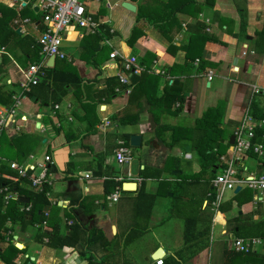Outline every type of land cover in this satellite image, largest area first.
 <instances>
[{
	"label": "crops",
	"instance_id": "0c3cea01",
	"mask_svg": "<svg viewBox=\"0 0 264 264\" xmlns=\"http://www.w3.org/2000/svg\"><path fill=\"white\" fill-rule=\"evenodd\" d=\"M46 1L0 0V111H12L1 134L7 139L21 137L16 145L17 158L2 154V164H23L29 157L41 160L44 154H50L48 182L41 189L48 203L46 220L27 223L23 228L17 222H4L12 235L11 243L23 250L20 261L27 258L33 264H86L73 243L59 241L66 238L67 227L79 223L86 229H98L102 236V241L86 248L85 255L92 254L91 262L155 264L152 255L161 248L162 255L157 257L162 259L161 264H225V252L233 250L230 238L239 237L238 226L261 222L264 213L261 203H253L251 198L237 204L233 190L220 202H229V207L221 210L212 206L209 184L219 166L200 170L199 158L189 144L190 129L195 118L218 101L223 103L219 126L228 145L229 136L251 102L264 118V37L255 34L263 23L264 0H192L183 7L180 3L184 0H84L93 31L68 30L60 47L64 57H54L48 66L45 62L49 56L41 52V47L37 62L30 57L32 42H37L43 28L41 13ZM123 1L134 5V11L122 7ZM138 9L142 16L136 20ZM243 9L245 26L240 32L239 11ZM166 15L172 17L169 20L173 24L163 35L152 24L166 23ZM194 22L203 24L205 32L223 44L205 42L201 46L198 57L204 64L200 72L177 75L179 68L172 67L177 74H167L168 67L183 63L187 27ZM98 24L108 27L110 39L87 42L83 37L93 33ZM134 25L141 33L127 45L124 39ZM104 43L108 48L101 47ZM111 50L134 55L140 71L148 67L149 72L157 74L156 80L152 78L156 95L172 79L179 80L176 88L183 91V101L173 116L185 120L161 121L178 126L184 138L169 145L157 142L154 123L143 104L144 94L118 81L120 73L128 75L109 58ZM142 58L150 62L144 63ZM31 64H40L37 82L22 87L23 72ZM195 65L194 61L192 68ZM206 70L213 72L210 80L205 77ZM57 72L59 76L53 80ZM110 77L117 79L107 82ZM9 91L12 94L6 97ZM137 111L134 123H119L120 116ZM125 133L138 134L140 144L130 149L127 138L129 161L119 165L113 154ZM169 137L166 131L167 143ZM193 163L199 168L187 169ZM241 163L245 170L240 171L242 176L254 171L264 173V154L260 160L246 155ZM126 172L131 180L125 179ZM84 173H90V180L81 177ZM110 178L119 182L116 202L105 198L104 181ZM132 180L136 183L134 190L121 189L122 182ZM26 182L20 184L24 190L41 191L29 188ZM139 186L141 195L137 194ZM13 191L11 200L28 198ZM20 202L26 204L23 210L27 211L30 199ZM5 204L2 202V209ZM51 229L58 239L48 244L43 231L51 233ZM83 237L74 232L67 240ZM253 252L263 254L264 245ZM0 264L5 263L0 260Z\"/></svg>",
	"mask_w": 264,
	"mask_h": 264
},
{
	"label": "trees",
	"instance_id": "16d2710c",
	"mask_svg": "<svg viewBox=\"0 0 264 264\" xmlns=\"http://www.w3.org/2000/svg\"><path fill=\"white\" fill-rule=\"evenodd\" d=\"M192 0H184L182 3H180V6H187L191 3ZM179 6V7H180ZM182 6V7H183ZM142 14L139 12V9L136 11V20H139L141 18ZM164 18H159L158 20H161ZM172 17L170 18V15H166V23H154L152 24L155 27H158L161 29V32L163 35H165L166 28L168 29L169 25L173 24ZM192 27H187V36L185 39V45L182 46V50L184 51V61L179 66H170L165 71L167 74L170 75H176L175 69L173 68H179V72L177 75H188L191 72H200L203 69V62L200 61L199 51L201 46L205 42H211L216 44H223L215 35L209 34L205 32V27L203 24L194 22ZM245 26V13L244 9L239 11V25L238 29L240 32L244 30ZM44 27L42 28V30ZM141 33V30L137 28V26H133L130 29L129 35L124 39V43L127 45H131L134 41V39L139 36ZM256 37L263 38L264 37V14H263V23L259 30L256 31ZM88 39L87 42L90 40H96V39H110V34L108 33V27L102 24H98L95 31L93 33H87L83 38ZM198 47L197 50H194V47ZM102 48L107 47V43H104V45L101 46ZM32 50V55H30L31 59L34 60V62H37L40 58L38 55L40 51V45L38 42H32V47L30 48ZM100 50H102L100 48ZM90 53H94L92 49H90ZM146 56V55H145ZM144 56V57H145ZM154 56H151L153 58ZM144 59V61H143ZM197 59V61H195ZM142 61L144 63L150 62V59L142 58ZM196 62V65L194 68L193 63ZM203 63V64H202ZM173 67V68H172ZM147 68H143L142 71H140L138 74L133 73H127L128 77H126L128 83L127 86H131L141 91L144 94V101L143 104H145L146 111L150 114L152 122L154 123L153 127V134L155 135V139L158 143H163L165 145L169 144H175L177 143L181 137L184 138V131L179 130L178 126L171 125L168 123H164L161 121V116L164 112H168L169 114H177L181 102L183 101V91H180L176 88V84H179V80L177 78L172 79V83L168 86H165L163 88V91L160 95L155 94V90H153V87L155 86V81L153 79H157L158 75L154 74L153 72H149ZM55 72L57 71L54 69ZM59 72L55 74L53 80L57 78L59 75ZM46 75H49L46 74ZM116 78L110 77L106 81L107 82H113ZM44 79H42L43 81ZM77 85L79 86L80 80L76 79ZM149 83L151 84L150 87H148ZM114 83L112 86L114 87ZM113 87H111V90H113ZM112 93V92H109ZM12 91L6 92V97L11 96ZM1 99V98H0ZM1 101V100H0ZM177 103V104H175ZM137 112H135L134 115L131 116H120L118 118L119 123H134L137 118ZM248 113L249 115L257 120L263 118V114L261 113L260 109L255 106L254 102H251L248 105ZM222 117H223V103L221 101H218L214 106L206 108L202 113L195 118L194 124L191 127V136L189 137L190 141V148L193 149L198 158H199V166L200 170L208 171V169L212 168L214 165L221 166L220 162V155L225 153L226 148L228 146L227 142H224L225 136L223 134L222 128H220V124L222 123ZM169 131V142L167 143L164 140L165 132ZM253 135L254 140L261 142L264 146V127L263 126H254L253 128ZM2 136V134H1ZM122 143L127 146V138L128 134H123L121 136ZM14 138L7 139L8 142H12ZM131 149V147H129ZM250 154V152H249ZM0 155L1 148H0ZM0 170L3 172H6L7 170L3 166V164L0 166ZM215 175V173H214ZM213 175V176H214ZM209 176H212L209 171ZM212 176V178H213ZM211 178V179H212ZM25 178L19 179L17 181L11 180L8 177L0 176V184H4L8 187L9 190H16L19 194L23 193L25 196H27L30 199V206L27 211L23 210V207L26 205L25 203H22L17 199L8 201L7 204L4 205L2 209V200L0 196V260L3 261L5 264H33L29 259L23 258L20 261V256L23 253L22 249H18L16 246H14L10 239L11 234L8 233L9 228L6 227V224H4L5 221H9L11 223L17 222L20 224V227L23 228L25 224L31 223V222H38L41 223L42 221L46 220L44 213L45 210L48 208V203L44 197L43 191L39 192H28L24 190L20 184L22 181H25ZM105 187L104 192L106 194L112 192L115 187L118 186L119 182L114 181L112 178L105 180ZM210 185V184H209ZM175 189H170L171 192H173ZM209 190V189H208ZM246 187H243L241 190L237 191L232 195V198L236 201L237 204H240L243 202L242 200L246 201L251 198V193L248 191ZM174 193V192H173ZM138 195L143 194V189L141 186H139ZM210 199H213V194L210 192L209 195ZM230 201V200H228ZM241 205V204H240ZM21 207V208H20ZM229 207V202L220 203L218 205V209L224 210L225 208ZM264 224V220L258 223H253L251 226H245V227H239L236 231V235L239 237H260L264 239V229H261V227ZM68 228L67 234L64 236L66 237L64 240H59L60 242H63L64 245H68L69 243H73V247H77V251L79 256L83 257L87 260L86 264H106L104 261L100 262H91L90 258L92 257V254L89 253L87 256L88 251H86V248L89 250L91 246L98 242L102 241L101 233L96 228H90L86 229L82 227L79 223H73ZM245 228V229H244ZM74 232H80L84 235L83 239L76 238L73 241L67 240V238H70L74 235ZM43 234H45L48 237V244H51V241H54L58 239L57 232L53 231L51 229V233L43 231ZM129 237V236H128ZM130 239V238H129ZM127 240V239H126ZM62 245V244H61ZM75 245V246H74ZM20 246V245H19ZM225 264H264V253L259 254L255 253L253 251L248 252H236L233 250H228L225 252ZM105 260V259H101ZM20 261V262H19Z\"/></svg>",
	"mask_w": 264,
	"mask_h": 264
},
{
	"label": "built area",
	"instance_id": "2783aa9c",
	"mask_svg": "<svg viewBox=\"0 0 264 264\" xmlns=\"http://www.w3.org/2000/svg\"><path fill=\"white\" fill-rule=\"evenodd\" d=\"M84 0H47L42 13L41 22L44 29L41 31L37 42L41 47V52L45 56L53 55L54 57L62 58L64 54L60 49L62 40L67 36V31L75 28H83L85 32H91L94 28V23L85 13ZM1 51V47H0ZM109 58L119 64L122 72L139 73L140 66L134 55H125L111 50L108 54ZM197 61V59L195 60ZM40 64H31L23 72L24 81L22 87L28 83L34 84L37 82V75ZM213 76L211 70H206L205 77L210 80ZM118 81L127 84L128 81L123 74L118 75ZM127 91V90H126ZM12 111H0V135L2 129L6 127L11 119ZM254 126H264V118L254 121L248 111L244 113L238 125L233 130V141L226 148L225 153L220 155L219 159L221 166L210 180V191L213 194L212 206H217L222 201L223 192L226 190H234L236 186H244L252 191L251 200L253 203H261V209L264 213V173L251 172L242 176L240 171H245L241 160L246 155H253L256 160L262 159L264 154V146L261 142L254 140ZM250 152V154H249ZM114 160L117 164L128 163L129 149L122 142H118L114 150ZM50 162V154H44L41 160L32 159L26 160L23 164L16 162H8L3 166L7 170L2 172L0 176H5L11 180H19L25 178L27 185L31 189L41 190L48 182V164ZM2 158L0 157V166ZM125 179L131 180V174L125 173ZM81 177L90 180V173H84ZM137 178H135L136 180ZM132 180V181H135ZM118 190L106 195V200L116 202L119 197ZM0 196L3 203L15 197L13 190H9L4 184H0ZM43 224V223H42ZM231 248L236 252L254 251L256 247L264 245V240L260 237H231ZM155 264H161L162 259L156 258Z\"/></svg>",
	"mask_w": 264,
	"mask_h": 264
},
{
	"label": "water",
	"instance_id": "95a60500",
	"mask_svg": "<svg viewBox=\"0 0 264 264\" xmlns=\"http://www.w3.org/2000/svg\"><path fill=\"white\" fill-rule=\"evenodd\" d=\"M122 7H124L125 9L129 10V11H134V5H132L131 3L129 2H126V1H123L121 3ZM54 59V56L53 55H50L48 60L45 62V65H49L50 63H52ZM233 141V135H230L229 138H228V143L231 144ZM140 144V136L138 134H130L128 136V145L130 147H137L139 146ZM185 150L188 149L187 146L184 147ZM136 188V183L134 181H124L121 183V189L124 190V191H132ZM239 190V186H236L233 190L234 193H236L237 191ZM20 201H23V202H27L28 201V198L26 197H20L19 198ZM162 255V250L161 248H157L152 257L153 258H157L159 256Z\"/></svg>",
	"mask_w": 264,
	"mask_h": 264
},
{
	"label": "rangeland",
	"instance_id": "374dc122",
	"mask_svg": "<svg viewBox=\"0 0 264 264\" xmlns=\"http://www.w3.org/2000/svg\"><path fill=\"white\" fill-rule=\"evenodd\" d=\"M161 119L162 120H165V121H168V122H172V121H175V120H177V121L185 120L184 118L183 119H181L179 117L176 118L175 116L169 114L167 111L162 114V118ZM20 139H21V137L17 138L16 140H12L11 144H5L4 142L7 141V138L4 137V136H1V138H0L1 153L3 155H7L8 157H12V158H15L16 159L17 158L16 155L18 154L16 145H17L18 141H20ZM180 166L185 167L184 161H180ZM198 168H199L198 165H196V164L193 163L191 166H188L187 169H189V170H195V169H198ZM230 192H231L230 190H226V191L223 192L222 202L224 201V199L227 198V196H228V194H230ZM224 235L225 234L223 233V236Z\"/></svg>",
	"mask_w": 264,
	"mask_h": 264
},
{
	"label": "bare ground",
	"instance_id": "6f19581e",
	"mask_svg": "<svg viewBox=\"0 0 264 264\" xmlns=\"http://www.w3.org/2000/svg\"><path fill=\"white\" fill-rule=\"evenodd\" d=\"M19 247V246H18Z\"/></svg>",
	"mask_w": 264,
	"mask_h": 264
}]
</instances>
